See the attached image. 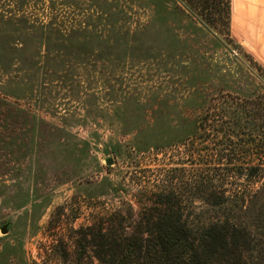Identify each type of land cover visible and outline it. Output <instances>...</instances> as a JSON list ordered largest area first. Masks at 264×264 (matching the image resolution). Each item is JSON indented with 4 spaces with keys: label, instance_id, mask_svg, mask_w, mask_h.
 I'll return each mask as SVG.
<instances>
[{
    "label": "rangeland",
    "instance_id": "1",
    "mask_svg": "<svg viewBox=\"0 0 264 264\" xmlns=\"http://www.w3.org/2000/svg\"><path fill=\"white\" fill-rule=\"evenodd\" d=\"M187 2L0 0V264H101L84 227L160 190L241 226L243 264H264V169L241 146L258 125L230 123L264 91V36L233 26V0L227 33Z\"/></svg>",
    "mask_w": 264,
    "mask_h": 264
},
{
    "label": "trees",
    "instance_id": "2",
    "mask_svg": "<svg viewBox=\"0 0 264 264\" xmlns=\"http://www.w3.org/2000/svg\"><path fill=\"white\" fill-rule=\"evenodd\" d=\"M185 4L207 27L227 33L230 0H192ZM232 24L243 34L263 37V0H233ZM238 105L243 118L239 116L230 123L238 129L247 123L258 125L255 129L259 134L256 142L246 146L229 137L228 141L251 150L249 159L255 154L257 161L247 167L264 169V91L254 98H244ZM219 122L209 111L199 117L198 126L218 131ZM224 122L227 129H233L228 121ZM249 136L247 133L253 141ZM157 194L165 195L169 203L156 201L161 205L143 207L137 213L127 210L126 216L114 212L101 217L96 225H86L81 231L83 249L101 264H243L245 232L241 226L227 219L193 223L170 201L177 193L160 190Z\"/></svg>",
    "mask_w": 264,
    "mask_h": 264
},
{
    "label": "water",
    "instance_id": "3",
    "mask_svg": "<svg viewBox=\"0 0 264 264\" xmlns=\"http://www.w3.org/2000/svg\"><path fill=\"white\" fill-rule=\"evenodd\" d=\"M110 162H111V160H110V159H107V160H106V163H110ZM1 232H2V233H4V232H5V227H2V228H1Z\"/></svg>",
    "mask_w": 264,
    "mask_h": 264
}]
</instances>
